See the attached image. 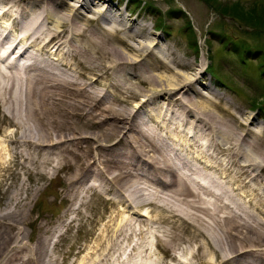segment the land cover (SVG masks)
<instances>
[{
    "label": "bare ground",
    "instance_id": "bare-ground-1",
    "mask_svg": "<svg viewBox=\"0 0 264 264\" xmlns=\"http://www.w3.org/2000/svg\"><path fill=\"white\" fill-rule=\"evenodd\" d=\"M144 19L118 0H0V165L34 183L0 204V264H60L51 227L92 195L150 207L177 264H264V127ZM53 177L66 208L23 243L31 195ZM117 217L97 244L146 225Z\"/></svg>",
    "mask_w": 264,
    "mask_h": 264
},
{
    "label": "rangeland",
    "instance_id": "rangeland-1",
    "mask_svg": "<svg viewBox=\"0 0 264 264\" xmlns=\"http://www.w3.org/2000/svg\"><path fill=\"white\" fill-rule=\"evenodd\" d=\"M118 1L131 11L145 15L144 21L152 25L153 31L163 37V41L169 42L174 53L184 59L200 60L201 79L209 82L212 89L223 96L222 101L230 103L229 108L233 111L238 107L252 115L264 127V29L256 32L240 16H237L239 19L232 17L230 7L222 6L238 3L249 13L247 10L254 3L264 5V0H215L211 3L204 0ZM212 70L221 81L213 76ZM213 100L217 102V98ZM12 168H15L12 162L0 165V204L15 193L14 186L18 187L21 181L34 186L22 168H15L18 176L9 173ZM39 184L40 190L30 198L29 223L19 228L21 233L17 237L23 243L34 240L39 233L38 224L51 227L66 208L67 202L60 196L61 185L56 177L40 180ZM104 199L96 195L88 197L86 209L73 214L75 218L70 226L65 221L57 230L51 227V251L60 264H177L170 251L161 249L155 240L157 223L146 222L150 217V207L127 211L130 207L117 203L115 196V205ZM121 211L129 218H141L146 225L130 229L125 225L119 240L111 242L112 246L97 244L100 229L113 220L117 221ZM162 213L168 217L165 221L169 225H172V220L177 224L175 217ZM179 252L176 250L177 256ZM194 264L200 263L195 261Z\"/></svg>",
    "mask_w": 264,
    "mask_h": 264
},
{
    "label": "trees",
    "instance_id": "trees-1",
    "mask_svg": "<svg viewBox=\"0 0 264 264\" xmlns=\"http://www.w3.org/2000/svg\"><path fill=\"white\" fill-rule=\"evenodd\" d=\"M206 1H215V0H206ZM222 6L230 7L234 12V13L233 12L230 13L232 17L238 18L237 16H240V18L243 21H246V23L251 24V27H253L255 31L264 29V6L257 8V6L254 5L250 10H247L249 13H246V11H244L242 7L238 5V3H233L232 5L223 4ZM220 12L223 13L221 10ZM226 13L228 12L226 11Z\"/></svg>",
    "mask_w": 264,
    "mask_h": 264
}]
</instances>
